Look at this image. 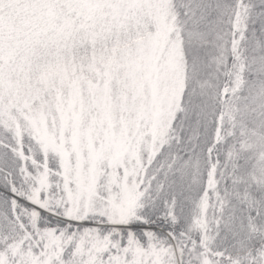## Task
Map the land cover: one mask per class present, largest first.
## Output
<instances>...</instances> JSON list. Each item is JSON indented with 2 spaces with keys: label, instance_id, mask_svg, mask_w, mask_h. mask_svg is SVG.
<instances>
[{
  "label": "snow or ice",
  "instance_id": "obj_1",
  "mask_svg": "<svg viewBox=\"0 0 264 264\" xmlns=\"http://www.w3.org/2000/svg\"><path fill=\"white\" fill-rule=\"evenodd\" d=\"M0 264H264V0H0Z\"/></svg>",
  "mask_w": 264,
  "mask_h": 264
}]
</instances>
